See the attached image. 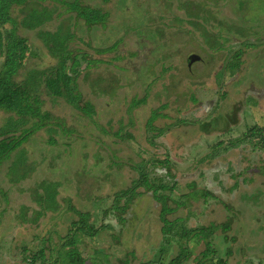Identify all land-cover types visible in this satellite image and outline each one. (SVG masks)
<instances>
[{
  "label": "rangeland",
  "instance_id": "rangeland-1",
  "mask_svg": "<svg viewBox=\"0 0 264 264\" xmlns=\"http://www.w3.org/2000/svg\"><path fill=\"white\" fill-rule=\"evenodd\" d=\"M79 1L101 10L107 18L104 26L98 24L89 30L79 21L75 29L77 39L72 46L78 53H86L89 59L111 61V66H99L100 73L93 77L109 79L112 76L119 81V88L116 96L107 97L109 95L92 94L82 87L84 99L95 107L97 124L85 122L77 112L64 106L52 111L63 118L66 125L84 133L80 136L85 138L82 140L87 147L78 149L94 163L95 170L87 171L86 160L81 162L79 156L73 161L56 159L54 165L51 162L52 157L57 156V148L40 152L38 149L47 134L39 133L41 142L36 134L30 145V156L38 161L45 157L36 175L14 183L6 176V169L0 172V264H59L57 250L72 228L71 223L77 219L73 210L90 212L96 227L107 226L93 238H84L78 244L84 264H123L125 255L132 252L133 263L150 258L161 241V208L151 192L140 188V193L124 200L117 212L107 218L102 213L110 207L112 195L130 186L136 177L132 165L150 156L167 159L169 173L177 182L173 197L186 193V184L193 181L197 189H206L216 197L206 203L198 200L189 207L180 206L171 217L187 215L188 227L200 225L215 233L221 244L223 242L218 245L220 250L226 245L221 238L220 224L231 219L226 235L235 241L227 244L233 249L245 248V251L241 256L226 258L222 255L215 264H243L245 253L255 252L256 260L261 259L264 264L262 247L259 249L264 243V230L256 229L263 220L264 200L259 206L251 207L248 218L245 214L248 207L242 203V193L254 188L264 191V150H253L247 144L229 147L251 127L263 129L264 135V0L248 2L245 8L248 23L242 26L238 22L235 33L228 37L229 42L218 51L210 50L203 43L190 22L178 28L179 23L195 15L186 13L188 4L183 6L182 1L187 0ZM234 3L233 0L223 9L224 19H238V13L232 11ZM59 11L63 15L59 22L74 28L73 20L67 19L69 14ZM253 21L257 25L251 23ZM58 23L47 28L54 30ZM6 28L25 37L30 48L19 70L18 81L24 79L27 70L52 64L36 35L26 34L19 27ZM211 30L217 32L214 28ZM4 35L5 30L0 26V73ZM118 39L113 50L99 52ZM32 50L35 55L31 54ZM234 60L240 65L235 74L230 75L224 68ZM84 66L85 63L81 68ZM143 80L152 84L148 93L140 89ZM163 87L165 92H162ZM143 99H146L145 104H142ZM49 106L47 104L45 109L50 110ZM128 108H131L129 112ZM4 115L0 112V119ZM99 126H104L110 134L104 135ZM120 126L132 135L131 140L113 135ZM160 129L164 133L153 138ZM214 154L217 155L213 157ZM102 171L108 173V181L100 178ZM153 173L151 175L163 177L166 169L158 166ZM45 178L62 183L59 198L63 211L57 215L47 214L36 224H24L16 218L20 206L35 209L36 206L21 189L34 188V183ZM165 180L172 184L170 177L165 176ZM98 196L103 197L100 206L95 204ZM225 205L232 207L234 213L242 212L233 216ZM189 244L198 258L211 257L207 244ZM38 252L40 256L32 263Z\"/></svg>",
  "mask_w": 264,
  "mask_h": 264
},
{
  "label": "trees",
  "instance_id": "trees-1",
  "mask_svg": "<svg viewBox=\"0 0 264 264\" xmlns=\"http://www.w3.org/2000/svg\"><path fill=\"white\" fill-rule=\"evenodd\" d=\"M102 1L109 2V0ZM232 1H182L183 6L188 4L185 8L188 10L186 13L194 12L195 15L190 16L189 21L179 23L178 28H183L190 22L196 29L198 36L204 41L203 43L210 50L218 51L224 47L225 43L229 42L228 37L235 33V26L238 22L242 26L248 23L245 8L250 0H234L235 3L231 8L232 11L238 13V19H224L221 16L223 9ZM58 9L69 14L67 19L73 20L74 28L59 22L63 15ZM106 18L107 14L99 9L84 6L79 0H0V26L5 30L4 55L0 73V112L5 114L0 119V172L3 168L6 169V176L10 177L11 182L17 183L36 175L35 173L43 161L41 159L45 157L43 156L39 161L32 158L30 156L32 152L30 145L33 143V137L36 134V138L39 137L38 139L41 142L42 137L39 135L41 132H45L47 136L43 139L44 144L38 150L41 152L49 148H57L55 153L57 156L52 157L53 161L51 163L55 165L57 161L54 160H66V158L73 161L79 156L81 162L86 160L85 164L83 163L85 169L91 171V173L94 172V163L89 162L87 156L78 149V147H87L85 141L83 143L82 140H85V138L80 136L83 132L75 126L66 125L65 120L54 114L52 109L55 110L59 106H64L77 112V115L85 122L97 124L94 120V116L97 115L95 107L90 101L84 99L82 87L88 88L92 94L109 95L107 97L116 96L115 91L119 88L117 79H113L112 76H109V79L100 78L99 76L93 77L95 73H100V71H97L99 66H111V61L89 59L86 53H78L77 49L72 46L74 40L77 39L75 29L79 21H83L84 27L89 30L97 27L98 24L104 26ZM52 23L58 24L54 30H49L47 27ZM251 23L257 25L254 21ZM9 25L14 28L19 27L26 34L36 35L53 61L52 64L44 68L29 69L26 71L24 79L18 81L19 70L22 68L24 57L30 48L25 37L15 35L7 30L6 26ZM242 26L240 27L242 28ZM209 27L216 29L217 32H213ZM136 29L142 28L136 27ZM118 41L119 39L110 47L99 50V52L113 50L118 45ZM31 54L35 55L36 53L32 50ZM83 63H85V66L81 68ZM239 65L240 63L235 60L230 61L226 63L224 71L229 70L230 75H234ZM107 71L112 72L108 69ZM141 82L140 89L144 93H148L152 84L147 83L145 80ZM165 90L166 88L163 87L162 92H165ZM145 102L146 99H143L142 104H145ZM47 104L50 105V110L45 109ZM130 110L131 108H128V112ZM128 124L132 126L131 121ZM123 128L120 126L113 135L121 140H131L132 135L127 130L123 131ZM99 129L104 135L110 134V131L104 126H99ZM163 133L164 130L160 129L152 137L157 138ZM151 144H154L153 140ZM240 144H247L253 150H264L263 129L256 126L251 127L241 137L237 138L236 142L230 143L229 147H237ZM216 155L214 154L213 157ZM158 166L166 169L165 176L172 179L171 185L166 182L165 176L151 175ZM169 167L167 159L159 160L155 159L154 156L139 159L131 167L137 175L129 183L130 186L115 192L112 195L110 207L102 212L104 218L117 212L122 208L120 205L123 204L124 200L132 199L140 193L138 192L140 188L151 192L153 199L160 205L161 241L159 246L154 249V255L138 263H133V252L125 253L123 264H215V260L222 255L226 258L232 255L241 256V252H244L245 248L244 250L243 248L233 249L231 245L227 244L235 241V238H229L226 235L231 228V219L228 218L220 224L223 232L221 238L226 244L224 250H220L218 245L221 244V240L215 233H210L208 229L200 225L188 227L186 225L189 219L187 215L182 218L181 216L171 217L176 214V210L180 206L189 207L193 201L198 200L206 203L209 198L215 196L206 189H197L196 183L193 181L186 184L188 189L186 193L173 197L177 182L174 180V176L169 173ZM100 178L108 181L109 175L102 171ZM61 185L60 181L56 182L45 178L34 183V188L21 189V192L26 191L29 194L28 198L36 206V209L29 206H20L16 218L24 224H36L47 214H60L63 211L60 204L61 199L59 198ZM242 195V203L248 207L245 213L248 218L252 212L251 207H257L263 203L264 191L254 188L251 191L242 193ZM3 199L6 203L8 202L7 194H3ZM102 200L103 197L98 196L97 199L95 198L96 206H100ZM225 208L232 211L233 216L242 212V210H239L234 213V209L226 205ZM73 213L77 216V219L71 223L72 228L68 231L65 241L57 250L59 264H84L85 259L81 256L80 249L77 247L78 244L82 243L84 238H93L99 230L101 231L107 227L105 225L96 227L91 221L93 215L90 212L73 210ZM262 221H264V216ZM262 221L257 224V231L264 230ZM189 243H194V245L207 244L211 249V257L198 258ZM221 245H223V242ZM261 247V251L264 253V243L259 249ZM245 254L243 264L262 263L261 259L256 260V252ZM37 256H40V252L34 255L31 260L32 263H35Z\"/></svg>",
  "mask_w": 264,
  "mask_h": 264
},
{
  "label": "flooded vegetation",
  "instance_id": "flooded-vegetation-1",
  "mask_svg": "<svg viewBox=\"0 0 264 264\" xmlns=\"http://www.w3.org/2000/svg\"><path fill=\"white\" fill-rule=\"evenodd\" d=\"M193 57H191V59H192Z\"/></svg>",
  "mask_w": 264,
  "mask_h": 264
}]
</instances>
